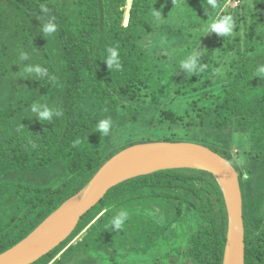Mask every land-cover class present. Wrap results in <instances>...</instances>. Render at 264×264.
Wrapping results in <instances>:
<instances>
[{"label":"trees","instance_id":"1","mask_svg":"<svg viewBox=\"0 0 264 264\" xmlns=\"http://www.w3.org/2000/svg\"><path fill=\"white\" fill-rule=\"evenodd\" d=\"M185 1L0 0V253L135 143L193 141L232 162L230 141L240 134L256 171L264 160V75L257 71L264 66V0L215 11L213 23L234 20L224 38L208 34L209 21L197 29L178 16L176 25L157 26ZM47 23L56 26L50 35L42 31ZM160 29L183 36L169 57L148 54L142 43ZM109 48L118 50L119 71L104 63ZM196 48L205 70L179 74L182 56ZM21 52L29 59L21 61ZM215 53L229 54L225 70ZM29 65L48 75L28 74ZM34 104L61 115L39 120ZM102 119L112 121L107 136L96 128ZM154 129L162 130L157 138L149 136ZM239 181L245 264H264V185L243 174ZM121 210L128 219L115 230L109 225ZM226 227L211 173L161 169L110 188L63 242L31 264H222Z\"/></svg>","mask_w":264,"mask_h":264},{"label":"water","instance_id":"2","mask_svg":"<svg viewBox=\"0 0 264 264\" xmlns=\"http://www.w3.org/2000/svg\"><path fill=\"white\" fill-rule=\"evenodd\" d=\"M171 154L186 161L182 166H161L135 171L140 165ZM195 168L211 173L225 200L227 227L222 264H245V226L240 187L241 173L230 160L210 147L193 141H146L127 146L107 159L89 182L64 201L38 226L0 253V264H31L57 247L74 230L80 217L113 186L129 178L161 169ZM79 197L69 213L60 214L70 200Z\"/></svg>","mask_w":264,"mask_h":264},{"label":"rangeland","instance_id":"3","mask_svg":"<svg viewBox=\"0 0 264 264\" xmlns=\"http://www.w3.org/2000/svg\"><path fill=\"white\" fill-rule=\"evenodd\" d=\"M262 1V0H261ZM245 0H224L223 4L221 0H214V6L208 3V0H187L184 4L180 5L179 7L173 8L170 12H166L164 16L157 18V26L160 27L163 24L165 25H176L180 23V19L178 16L183 18L184 22H193L196 24V28L204 27V24L209 21L210 25L207 27L211 28V25L215 21V14L214 12H218L216 15L218 16L221 11H227L228 8H236L237 5L244 3ZM248 6L252 9L256 5V0H247ZM222 4V5H221ZM185 5V7H184ZM241 9L240 11H242ZM243 12V11H242ZM214 14V15H213ZM216 16V17H217ZM127 22V15L124 17V24ZM183 23V22H182ZM208 29H206L207 31ZM206 34V33H205ZM180 42H184L183 36L180 34H171L168 33L166 30L156 31L154 33L144 35L142 39L143 46L147 50L146 52L152 56H160L164 55L169 57L171 55V51L174 46L179 45ZM220 53V52H218ZM198 54V48L191 51L186 55L182 56L183 61L187 59L189 56ZM229 57V54L224 55L223 59L214 54L213 58L215 63L220 66V70H225L224 66H226V61ZM183 73L182 70H179V74ZM162 134V130L154 129L149 133L151 138H157L159 135ZM177 138H181V136H177ZM185 138V137H182ZM189 139V138H187ZM193 140H198L191 138ZM208 139L206 143H210L213 141H209ZM247 144H245V138L243 135L236 134L233 136L232 140L230 141L229 146V154L237 166V170L240 171L241 174L245 176V179H249L251 184L254 185L256 183L262 182L264 185V160L258 161L256 171L250 170L251 161L253 158V153L248 150ZM232 161V162H233ZM256 161V159H255ZM262 209L264 211V199L262 201ZM83 230L81 233H83ZM80 233V234H81ZM79 234V235H80ZM177 235L174 237L175 239ZM155 262V261H154Z\"/></svg>","mask_w":264,"mask_h":264},{"label":"clouds","instance_id":"4","mask_svg":"<svg viewBox=\"0 0 264 264\" xmlns=\"http://www.w3.org/2000/svg\"><path fill=\"white\" fill-rule=\"evenodd\" d=\"M208 3L212 6H214V0H208ZM46 12L47 10L44 9ZM234 29V20L232 16H224L220 19H218L215 23L211 25V28L209 29V33H215L217 36L221 37H228L231 36ZM43 33L45 34H52L56 31V26L54 23H47L43 25L42 28ZM108 56L106 57L104 63L107 65V68L114 69L116 71H119L121 69V62L119 59V53L116 48H109L108 50ZM29 56L27 53L21 52L20 54V60H28ZM206 68V65H203L199 62V54L189 56L187 59L181 62L180 69L184 73L189 72H196V71H204ZM25 72L28 74H35L36 76H47V69L39 67V66H26L24 69ZM258 73L261 75H264V66H260L257 69ZM32 112L35 114L36 118L39 120L44 121H50L53 116H59L61 113L59 111H54L53 109H50L46 106H41L34 104L32 106ZM112 127V121L110 119H102L98 121L97 123V131L100 133V135L107 136L110 133ZM128 212L121 210L118 215H115L112 218V221L110 222V225L113 229L119 230L125 221L128 219Z\"/></svg>","mask_w":264,"mask_h":264},{"label":"bare ground","instance_id":"5","mask_svg":"<svg viewBox=\"0 0 264 264\" xmlns=\"http://www.w3.org/2000/svg\"><path fill=\"white\" fill-rule=\"evenodd\" d=\"M182 165H186V161L179 159L176 156H173L171 154H166L163 155L162 157H160L158 160L153 161V162H149L147 163L145 166L140 165L138 168L135 169V171L139 170V171H150L152 169H155L157 167H161V166H182ZM79 197L74 198L73 200H70L69 203H67L65 205V207L63 208V210L61 211L60 214H66L69 213L71 211V209L74 206V203L78 200Z\"/></svg>","mask_w":264,"mask_h":264},{"label":"flooded vegetation","instance_id":"6","mask_svg":"<svg viewBox=\"0 0 264 264\" xmlns=\"http://www.w3.org/2000/svg\"><path fill=\"white\" fill-rule=\"evenodd\" d=\"M234 166H235V164L234 163H232ZM236 167V166H235ZM236 169H237V167H236ZM239 171V170H238Z\"/></svg>","mask_w":264,"mask_h":264}]
</instances>
